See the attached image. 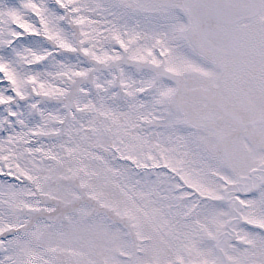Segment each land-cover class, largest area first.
I'll return each instance as SVG.
<instances>
[{"label":"snow or ice","instance_id":"6c2138e0","mask_svg":"<svg viewBox=\"0 0 264 264\" xmlns=\"http://www.w3.org/2000/svg\"><path fill=\"white\" fill-rule=\"evenodd\" d=\"M0 264H264V0H0Z\"/></svg>","mask_w":264,"mask_h":264}]
</instances>
